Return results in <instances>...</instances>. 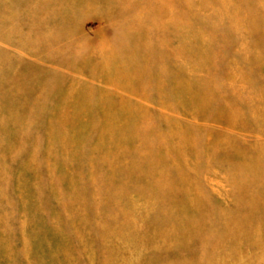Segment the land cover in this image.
Here are the masks:
<instances>
[{
    "label": "rangeland",
    "instance_id": "obj_1",
    "mask_svg": "<svg viewBox=\"0 0 264 264\" xmlns=\"http://www.w3.org/2000/svg\"><path fill=\"white\" fill-rule=\"evenodd\" d=\"M0 264H264V0H0Z\"/></svg>",
    "mask_w": 264,
    "mask_h": 264
}]
</instances>
